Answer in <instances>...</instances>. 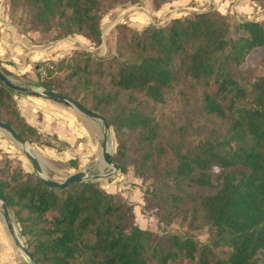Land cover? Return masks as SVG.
Returning <instances> with one entry per match:
<instances>
[{
    "label": "trees",
    "instance_id": "obj_1",
    "mask_svg": "<svg viewBox=\"0 0 264 264\" xmlns=\"http://www.w3.org/2000/svg\"><path fill=\"white\" fill-rule=\"evenodd\" d=\"M139 1L8 0L7 15L21 32L54 31L53 40L80 34L99 45L102 15ZM251 1L264 8V0ZM228 13L189 11L140 30L117 23L112 54L75 49L46 60L37 83L106 119L118 170L153 178L145 211L164 225L205 228L208 241L135 225L130 204L98 180L51 187L5 165L0 197L35 264H264V55L247 62L264 50V19L234 21ZM12 92L0 81V121L50 145ZM175 101H197L203 121L172 129L162 107Z\"/></svg>",
    "mask_w": 264,
    "mask_h": 264
},
{
    "label": "crops",
    "instance_id": "obj_2",
    "mask_svg": "<svg viewBox=\"0 0 264 264\" xmlns=\"http://www.w3.org/2000/svg\"><path fill=\"white\" fill-rule=\"evenodd\" d=\"M232 1L236 3L237 12L242 15L253 10V6L245 0H172L154 11L147 0L144 2L146 12L142 11L138 16L132 17L133 22L127 21V24L140 29L138 19H144L145 16L148 18L149 14L151 16L160 15L163 12L167 15L175 12L174 16L180 17L181 15L176 10L181 7L198 8L201 6L207 9L209 5H212L213 8L224 13ZM5 12V5L0 2V68L14 82L18 84L29 82L30 86L36 89L39 86L35 83L37 76L34 65L40 61L54 59L56 54H62L63 52L59 51L62 42L58 41L60 43L58 44L51 38H46L39 31L21 32L10 22ZM12 95L17 102L20 114L30 126L56 144L60 142L63 144L61 149L57 145H39L38 161L43 172L50 178L63 180L79 170H84L89 175L104 174L110 171V167L102 161L100 156L103 136V125L100 120L89 117L72 106L63 105L35 94L13 91ZM23 166L26 171H31L32 165L29 162H24ZM113 176L98 180L103 181L104 184L101 186L111 193L114 187L111 179ZM2 241L7 243L4 236Z\"/></svg>",
    "mask_w": 264,
    "mask_h": 264
},
{
    "label": "rangeland",
    "instance_id": "obj_3",
    "mask_svg": "<svg viewBox=\"0 0 264 264\" xmlns=\"http://www.w3.org/2000/svg\"><path fill=\"white\" fill-rule=\"evenodd\" d=\"M146 1L147 0H140L139 3L133 5H130L128 3L123 5H117L115 8L105 12L101 18V42L99 45H94L93 42L88 37L80 34H73L62 39L54 40L56 42L58 41L62 42L61 44L58 42V44L61 45L59 47V51H62L63 53L60 55L56 54L53 60L58 61L61 57L65 55H69L75 49H83L100 57L112 54L114 52V46H115V33H116L114 27L115 24L117 23L127 24L128 22H133V19H131L132 17L138 16L139 13L145 11L144 2ZM245 1L249 5L253 6L252 7L253 10L247 13L246 15H242L241 13L237 12V10L235 9L236 3H233L234 1L230 3V5L227 7L224 13H228L229 9H231V12L228 13V16L231 20L234 21H242L248 19L263 20L264 8L258 5L257 3L252 2L251 0H245ZM0 2L1 4L3 3V5H5V11H6L5 13L7 14L8 0H0ZM149 2L151 4V0H149ZM209 8L213 9L212 5L211 6L209 5L207 9ZM201 10H206V9H203L201 6L198 8L181 7L176 11L179 12L178 13L179 15L183 16L185 13L189 11H201ZM174 15H176L175 12H171L168 15L166 14V12H163V14L161 13L160 15H156V16H151L149 14L148 18L147 16H145L144 19H138L137 23L141 26L140 29L144 28L147 24L161 25L162 23L164 24L165 22H167L170 19L169 17L173 16L171 18H174L175 17ZM16 28L19 29L20 28L19 25H16ZM26 32L28 31H25L23 33ZM43 34L45 35L46 38L48 37L52 39L54 31H51L50 33L47 34L46 33ZM263 55H264L263 49H256L248 57L247 62L253 65ZM44 62L46 63V61H40L34 65L35 73L39 72L40 74V77L39 78L37 77V80L35 81L36 85L39 82L40 78H43L46 74L43 68ZM23 84L30 86L29 82H23ZM37 88H44V87L39 86ZM182 104H183L182 102L175 101L170 103L168 106L164 108L162 107V111L165 118L169 120L170 126L174 130H176L177 127L179 126L188 123L190 120H193L194 123L195 122L201 123L203 121V118L205 117L202 113L199 112V104L197 103V101H194L191 104H187V105H182ZM186 126L188 127V124ZM107 135H108V146L111 155L115 152V147H116L115 136L111 127H108ZM41 136L42 139H40L39 141L43 143L45 142L50 143V145L48 146L57 145L59 149L62 148L63 144L61 142L59 144H56L47 136H43V135ZM27 147L31 151H33L34 154H36V156L38 157L40 150L39 144L27 141ZM24 162L25 163L29 162L31 164L29 159L24 154L21 146L18 143L14 142L11 138H9L6 133L0 131V167H3L5 165H9V166L11 165L12 167L19 165L21 168L24 169V171H26V169L23 166ZM30 170L31 171H26V172L35 174L33 167H31ZM44 174L48 176L45 172ZM111 179H112V183L114 184L112 193L117 194L120 200H125L130 204L131 209L129 211V218L135 225L141 228L152 230L159 234L173 233L180 236H190L201 243H206L208 241L207 231L205 228L199 230H188L187 228L182 227L177 223L164 225L162 223H159L157 221V218L151 212H147L144 210L143 192L146 188L151 187V183L153 181L152 177H148L142 172L134 173L132 167L129 166L127 172L122 173L118 170ZM103 184L104 182L100 181V185ZM141 200L142 203H140ZM10 216L12 218V223L17 229L18 237L24 243V239L19 235V228L14 220L11 211H10ZM0 227L3 236L7 239V243H4L2 241L3 236L2 234L0 235V264H32L18 248H17V253H22L24 258L19 260V255L17 258L16 247L14 246L13 240L10 237L8 225L6 224V222L4 221L1 215V207H0Z\"/></svg>",
    "mask_w": 264,
    "mask_h": 264
},
{
    "label": "water",
    "instance_id": "obj_4",
    "mask_svg": "<svg viewBox=\"0 0 264 264\" xmlns=\"http://www.w3.org/2000/svg\"><path fill=\"white\" fill-rule=\"evenodd\" d=\"M0 81L9 89L17 92H27L31 94L38 95L42 98L67 105V106H72L79 112L98 119L102 122L103 125V136H102V141H101V153L100 156L102 158V161L110 167V171L104 174H96V175H89L86 171L84 170H79L75 173H72L68 176H66L63 180H54L48 176H46L40 166V163L38 161V157L36 154H34L33 151H31L27 147V141L22 137L21 135L17 134L9 124L0 121V131L4 132L7 134L9 138H11L14 142L18 143L26 157L29 159L31 162V165L34 169L35 175L40 178L46 185L51 186V187H58V188H66L70 183L74 182H82V181H97L101 178H108L113 176L117 171L118 167L116 163L110 158V151H109V146H108V126H107V121L106 119L98 114L97 112L92 111L89 108H86L83 106L81 103L71 99L70 97L61 94L57 91H53L47 88H33L32 86L28 85H23V84H18L11 80L0 68ZM0 207H1V215L8 225L9 228V234L13 240L14 246L18 247L21 249L23 254L27 257V259L32 263L35 264L34 259L32 258L31 254L28 252L26 245L20 240V238L13 232L12 230V218L10 216V211L8 208L7 203L5 202L4 199L0 197Z\"/></svg>",
    "mask_w": 264,
    "mask_h": 264
},
{
    "label": "bare ground",
    "instance_id": "obj_5",
    "mask_svg": "<svg viewBox=\"0 0 264 264\" xmlns=\"http://www.w3.org/2000/svg\"><path fill=\"white\" fill-rule=\"evenodd\" d=\"M12 230H13V232L18 236V233H17V229H16V227L14 226V224L12 223ZM11 237V236H10ZM16 247V246H15ZM17 248L18 247H16V253H17ZM19 249V248H18ZM20 251H21V249H19ZM22 252V251H21ZM23 253V252H22ZM22 253H17V258H18V255H19V260H21V259H23L24 258V256H23V254Z\"/></svg>",
    "mask_w": 264,
    "mask_h": 264
}]
</instances>
